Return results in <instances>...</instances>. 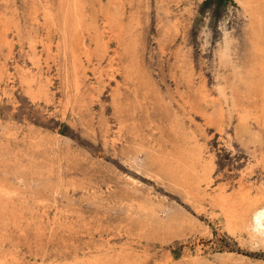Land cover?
<instances>
[{"label": "rangeland", "instance_id": "1", "mask_svg": "<svg viewBox=\"0 0 264 264\" xmlns=\"http://www.w3.org/2000/svg\"><path fill=\"white\" fill-rule=\"evenodd\" d=\"M262 207L264 0H0V264H264Z\"/></svg>", "mask_w": 264, "mask_h": 264}, {"label": "bare ground", "instance_id": "2", "mask_svg": "<svg viewBox=\"0 0 264 264\" xmlns=\"http://www.w3.org/2000/svg\"><path fill=\"white\" fill-rule=\"evenodd\" d=\"M77 7V6H76ZM77 9V8H76ZM75 10V9H74ZM70 11V10H69ZM74 12V11H73ZM71 13V12H70ZM74 13H77L78 14V12L76 11V12H74ZM77 15L75 14V17H76ZM82 16V15H81ZM80 17V16H79ZM69 19V18H68ZM81 19V18H80ZM75 20V19H74ZM74 20H73V22H74ZM77 20V19H76ZM78 20H79V18H78ZM75 25H76V23H75ZM75 25H74V23H73V26L75 27ZM76 28V27H75ZM74 28V29H75ZM253 214V219H254V221H256V224H258V223H260V222H263L264 221V207H262L261 209H254V212H252ZM251 224V223H250ZM256 227V226H255ZM259 227V226H258ZM261 231V230H260ZM256 233V232H255ZM258 234H260V233H258Z\"/></svg>", "mask_w": 264, "mask_h": 264}]
</instances>
